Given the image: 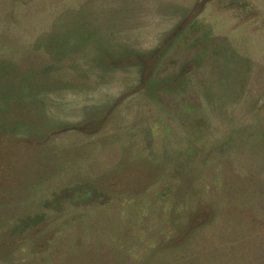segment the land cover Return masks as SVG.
Segmentation results:
<instances>
[{
    "label": "rangeland",
    "instance_id": "374dc122",
    "mask_svg": "<svg viewBox=\"0 0 264 264\" xmlns=\"http://www.w3.org/2000/svg\"><path fill=\"white\" fill-rule=\"evenodd\" d=\"M0 264H264V0H0Z\"/></svg>",
    "mask_w": 264,
    "mask_h": 264
}]
</instances>
